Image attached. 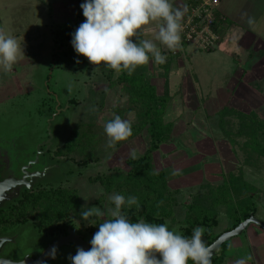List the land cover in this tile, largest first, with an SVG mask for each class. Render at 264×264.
Returning a JSON list of instances; mask_svg holds the SVG:
<instances>
[{
    "label": "rangeland",
    "instance_id": "1",
    "mask_svg": "<svg viewBox=\"0 0 264 264\" xmlns=\"http://www.w3.org/2000/svg\"><path fill=\"white\" fill-rule=\"evenodd\" d=\"M184 1L170 0V3L185 13ZM220 1L225 14L236 21L230 25L228 20L225 43L220 48L202 51L188 44L186 48L180 45L174 53L154 41L166 61L170 60L172 100L165 120L174 123L173 139L154 153V165L157 170H165L170 190H180L177 198L184 205L200 186L222 183L223 175L236 170L241 163L242 152L238 145L229 143L220 119H229L233 109L243 113L253 111L264 117V0ZM77 11L76 0H0V28L18 39L25 53L10 74L0 70V157L19 174L36 171L37 184L67 183L77 187L82 207H100L106 213L99 218L103 221L110 217L107 210L114 208L109 203L111 194L98 200L104 188L88 178L109 167L128 169L126 159L133 151L136 157L144 153L150 137L144 130L113 148L107 147L104 124L114 118L117 107L127 106L121 85L115 84L107 91L101 107L99 92L108 88L107 82L95 79L84 84L83 79L74 80L71 73L60 67L50 68L54 50L51 26L75 20ZM249 18L253 21L251 25ZM160 23L145 26V39L154 40ZM153 64L151 59L149 74ZM153 73L152 83L159 93L164 92L161 72ZM50 93L55 94L57 101V111L52 116L43 104L50 101L47 99L52 97ZM74 95L82 96V101L69 107L67 98ZM78 119L96 120L101 136L97 150L100 161L80 169L69 162H57L47 153L50 147L65 141ZM125 120L134 122V112H127ZM234 122L238 123L236 118ZM173 170H178V174L174 175ZM245 170V178L258 188L254 195L258 204L255 216L264 223V170ZM230 195H222L223 203L218 204V231L227 227L234 212L229 205ZM18 232L26 249L39 239L38 232L29 224L22 225ZM229 241L231 247L225 264H235L238 259H245L246 264H264V229L256 223H250L242 234ZM68 253L65 247L61 248L57 258L48 264H69Z\"/></svg>",
    "mask_w": 264,
    "mask_h": 264
},
{
    "label": "trees",
    "instance_id": "2",
    "mask_svg": "<svg viewBox=\"0 0 264 264\" xmlns=\"http://www.w3.org/2000/svg\"><path fill=\"white\" fill-rule=\"evenodd\" d=\"M76 1L78 11L75 20L55 23L51 26L54 50L50 68L60 67L71 73L74 80L83 79L84 84L95 79L107 82L108 88L99 92L101 107L107 91L113 85L120 84L127 96V106L117 107L116 115L125 119L127 112L135 114V121L131 122L132 135L128 139L136 137L144 130L150 137L149 146L144 153L135 159L131 157L126 159L128 169L109 167L88 178L91 183L100 184L104 188V193L98 200L106 199L109 194H121L125 199L135 196L139 200V209L135 205L131 208L127 205L122 207V212L130 222L143 220L154 224L166 223L169 230L185 237H191L196 227H202L205 230L203 236L209 244L218 239L222 233L236 228L251 214L255 215L258 204L254 200V195L258 193V188L245 178V169L264 170V117H259L253 111L243 113L233 109L229 119L221 118L220 125L225 137L230 144L238 145L242 152L241 163L236 170L223 173L222 183L202 185L196 192L191 193V200L188 203L184 205L179 202L177 196L180 190H170L165 170H157L153 159L154 153L160 146L173 139L174 123L165 120L167 108L172 100L168 77L170 60L164 64L155 62L153 64V71H160V76L165 79V90L162 93H159L156 85L152 83L151 75L154 76V73L152 71L151 75L149 74L150 61L147 65L138 67L131 75L126 70L116 73L104 64L99 66L91 64L86 57L77 55L71 43L72 33L85 20L80 7L85 0ZM201 1L185 0V12L195 8ZM225 23H228V19L221 21L217 15L216 25L222 27ZM139 39H145L144 32ZM182 47L186 48L187 44L184 43ZM77 60L80 62L77 63ZM51 96L47 97L50 101L43 103L47 106L50 116L57 111L55 94ZM81 97L70 96L66 103L69 107L77 106L82 101ZM235 118L238 123L234 122ZM78 120L70 129L65 141L55 148L50 147L47 153L57 162H69L80 169L100 161L97 150L101 136L97 130L96 120ZM225 193L232 195L229 205L234 212L229 216L227 227L218 231L220 225L218 204L222 202V195ZM109 203L114 205L111 201ZM82 208L80 190L67 183H60L38 184L32 190H24L21 197L7 204L6 208L0 211L3 214L1 217H5V222L17 225L29 224L38 233L47 236H58L70 225L77 226L86 235L93 236L98 231V225L103 221L97 217L83 221L80 216ZM230 247V241L223 243L210 258L211 264H225L226 253ZM188 264L193 262L189 261Z\"/></svg>",
    "mask_w": 264,
    "mask_h": 264
},
{
    "label": "clouds",
    "instance_id": "3",
    "mask_svg": "<svg viewBox=\"0 0 264 264\" xmlns=\"http://www.w3.org/2000/svg\"><path fill=\"white\" fill-rule=\"evenodd\" d=\"M80 7L85 20L72 33V47L95 66L104 64L116 73L126 70L131 75L138 67L147 65L150 57L156 64L166 62L167 57L154 41L173 52L180 46L184 13L180 8L174 9L170 0H85ZM156 21L161 23L154 40L139 39L145 26ZM248 23H253L251 18ZM24 56L18 39L0 28V70L10 74L13 65ZM104 132L106 146L113 148L132 135V125L115 115L104 124ZM131 158H136L135 151ZM173 174H178V170H173ZM109 200L114 204V208L107 210L111 219L98 225L89 241L90 249L77 247L76 254L69 255L71 264H211L210 249L202 241V227H196L191 237H185L169 230L166 223L130 222L122 207L135 205L139 209L138 198L125 199L121 194H113ZM105 215L97 206H85L80 212L83 221ZM57 251L54 245L47 255L56 259ZM235 264H246V260L238 259Z\"/></svg>",
    "mask_w": 264,
    "mask_h": 264
},
{
    "label": "flooded vegetation",
    "instance_id": "4",
    "mask_svg": "<svg viewBox=\"0 0 264 264\" xmlns=\"http://www.w3.org/2000/svg\"><path fill=\"white\" fill-rule=\"evenodd\" d=\"M37 174L36 171H28V172H14L7 162H4L3 158L0 157V183L8 180V179H16L18 181H24L17 186L13 185L7 191H5L0 197V210L6 208L7 204L13 202L15 199L21 197L22 192L24 190H32L35 188L37 184ZM26 177V181L24 178ZM27 185H31L28 188ZM23 187V189H19ZM2 211H0V264H11V263H20L27 261L28 264H36V261L41 257L44 252L53 245L56 241H58L61 237L69 236L72 231L75 232L76 236L81 238L84 242L88 244V249H90L91 245L89 241L91 240L92 236L86 235L79 227L77 226H68L67 230L61 231L58 236H47L44 234L38 233L39 239L35 241L32 247L26 249L23 247L20 239L18 238L19 232L18 230L22 225L12 224L11 222H5V217H1ZM210 244L207 243L206 246L208 247ZM66 248L69 252V255H75L77 245L74 242H68L63 244L62 246L58 247V252L61 248ZM50 256L46 260V264L51 261H54ZM69 260V259H68ZM69 264L71 261L69 260Z\"/></svg>",
    "mask_w": 264,
    "mask_h": 264
},
{
    "label": "built area",
    "instance_id": "5",
    "mask_svg": "<svg viewBox=\"0 0 264 264\" xmlns=\"http://www.w3.org/2000/svg\"><path fill=\"white\" fill-rule=\"evenodd\" d=\"M219 6V0H202L195 8L184 13L181 21V46L184 43L193 44L199 50L212 51L223 45L227 23L222 27L216 25V17L219 15L221 21L227 17Z\"/></svg>",
    "mask_w": 264,
    "mask_h": 264
},
{
    "label": "water",
    "instance_id": "6",
    "mask_svg": "<svg viewBox=\"0 0 264 264\" xmlns=\"http://www.w3.org/2000/svg\"><path fill=\"white\" fill-rule=\"evenodd\" d=\"M24 180L26 181V177L24 178ZM23 182H24L23 180L18 181L16 179H8V180L0 183V197L5 191L9 190L11 188V186H13V185L17 186L18 184H21ZM30 187H31V185H30ZM250 223H256L257 225H259L261 228L264 229V223L262 221H260L254 214H251V216L249 218H247L246 220L241 222L236 228L222 233L218 237V239H216L212 244H210L208 246V248L210 249V253H211L210 258L216 254L217 250L220 248V246L223 243L229 241L234 236L242 234L243 231L248 227V225ZM71 241L76 243V245L78 247H82L83 249L88 250V244L86 242H84L81 238L77 237L75 232L72 231L69 236L61 237L58 241H56L53 245H51L44 252V254L41 257H39V259L36 261V264H41V262H43L44 260H46L48 258L47 253L52 248V246L55 245L58 248V247L62 246L63 244H66V243L71 242ZM202 241L205 244L208 243V240L204 236L202 237ZM156 255H157V257H159L158 253ZM11 264H21V262L20 263H11ZM24 264H28V262L24 261Z\"/></svg>",
    "mask_w": 264,
    "mask_h": 264
},
{
    "label": "crops",
    "instance_id": "7",
    "mask_svg": "<svg viewBox=\"0 0 264 264\" xmlns=\"http://www.w3.org/2000/svg\"><path fill=\"white\" fill-rule=\"evenodd\" d=\"M220 1V0H219ZM222 1H220V6H219V8H220V11L224 14V15H226L225 14V12L223 11V9L225 10V7L223 8V7H221V5H222V3H221ZM227 16V19L230 21V25H232L233 23H236V21H235V19L234 18H232L233 19V21L232 20H230V18H229V16L228 15H226ZM232 17H234V16H232ZM225 43V42H224ZM223 43V44H224ZM240 85V84H239ZM243 87H246V86H243Z\"/></svg>",
    "mask_w": 264,
    "mask_h": 264
}]
</instances>
